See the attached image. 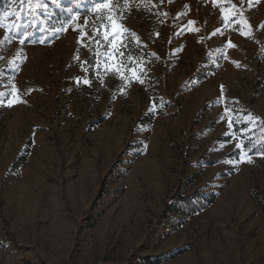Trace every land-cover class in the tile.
<instances>
[{
	"label": "rangeland",
	"instance_id": "1",
	"mask_svg": "<svg viewBox=\"0 0 264 264\" xmlns=\"http://www.w3.org/2000/svg\"><path fill=\"white\" fill-rule=\"evenodd\" d=\"M2 1L0 264H264V0Z\"/></svg>",
	"mask_w": 264,
	"mask_h": 264
},
{
	"label": "snow or ice",
	"instance_id": "2",
	"mask_svg": "<svg viewBox=\"0 0 264 264\" xmlns=\"http://www.w3.org/2000/svg\"><path fill=\"white\" fill-rule=\"evenodd\" d=\"M92 2L95 4V8L92 9L94 12H99L100 10L109 9V7H110L109 3L105 2V0H92ZM257 2H259V0H257ZM213 3H215V0H213ZM250 3H251V0H250ZM233 7L235 8V6H233ZM223 14H224V10L221 9V15H223ZM243 14H244L243 9L241 8L239 15L241 17H243ZM233 15L235 16L236 13L234 12ZM72 19L76 20V17L73 16ZM103 19H105V17H101V20H103ZM107 19L112 20L111 29H109L108 25L101 24V28L103 29L102 39L106 43H110V46L113 49V56H112L113 59H115L116 53H119V55L121 57H123L125 55V52L122 49L127 48V37L122 35L120 32L117 31V24H116L115 20L112 19V17H107ZM234 22L239 23L241 25L240 35H242V36L246 35V33H245V31H243V29L249 27L248 21L241 19L240 21H234ZM85 23L86 24L88 23L87 20L85 21ZM188 23L191 25L193 22L188 21ZM61 30H63V29L57 28L56 32L58 33ZM73 30H78V29H73ZM84 35H85V33H81V38H83ZM100 35H101L100 29H96L93 33V39L95 40L96 37H98ZM118 36L120 37L119 40L117 39ZM20 43L23 44L24 40L21 39ZM229 46L230 47L232 46L231 42H229ZM130 59H131V57H130ZM237 66H239V65H237ZM133 71H135V70L133 69ZM84 83L89 84L90 81L85 80ZM141 83H143V81H141ZM0 95H2V93H0ZM16 102H17L16 94H15V92H13L12 98L9 99V101H8V106H11L12 104H14ZM230 123H231V121H230ZM240 147H241V145L238 144L237 148H240ZM253 147H257V145H253ZM260 154L264 155V148H260ZM245 155H247V153H242L240 160L235 161L233 163L245 162V160H244ZM248 162H250V160Z\"/></svg>",
	"mask_w": 264,
	"mask_h": 264
},
{
	"label": "trees",
	"instance_id": "3",
	"mask_svg": "<svg viewBox=\"0 0 264 264\" xmlns=\"http://www.w3.org/2000/svg\"><path fill=\"white\" fill-rule=\"evenodd\" d=\"M3 1L0 0V4ZM150 121V119H149ZM148 123V120H144L143 124ZM24 161V159H20V160H16L13 163L12 168H17L19 166V164H21ZM192 201V202H191ZM214 201V197L212 195H208V196H195L194 198L191 199H179L177 201V204L179 205V207L177 208V210H179V212L186 216V217H190L193 214L199 213L201 212L203 209H206L207 207H209ZM183 206V208H182Z\"/></svg>",
	"mask_w": 264,
	"mask_h": 264
}]
</instances>
